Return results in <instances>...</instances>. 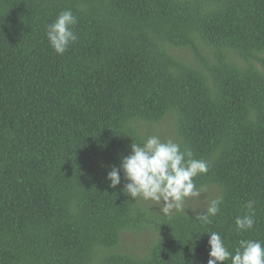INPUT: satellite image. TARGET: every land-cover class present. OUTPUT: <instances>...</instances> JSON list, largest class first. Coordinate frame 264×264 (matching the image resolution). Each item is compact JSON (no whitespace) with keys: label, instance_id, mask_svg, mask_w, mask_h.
<instances>
[{"label":"trees","instance_id":"1","mask_svg":"<svg viewBox=\"0 0 264 264\" xmlns=\"http://www.w3.org/2000/svg\"><path fill=\"white\" fill-rule=\"evenodd\" d=\"M150 136L208 162L170 215L107 180ZM212 231L264 243V0H0V264H207Z\"/></svg>","mask_w":264,"mask_h":264},{"label":"clouds","instance_id":"2","mask_svg":"<svg viewBox=\"0 0 264 264\" xmlns=\"http://www.w3.org/2000/svg\"><path fill=\"white\" fill-rule=\"evenodd\" d=\"M78 23L71 10L59 13L54 22L46 29V37L51 48L58 55H64L69 46L78 40L73 30ZM208 162L196 159L187 148L174 141H162L157 136H150L142 144L133 143L131 154L122 157L119 167H112L107 174L110 187L115 189L121 184V171L127 183L124 193L135 202L139 200L155 202L163 215L179 211L187 198L199 196L203 189H198L196 177L206 174ZM222 199L212 200L206 211L198 214L196 219L211 223L212 217L220 213ZM255 202L249 200L248 209L242 216L235 219L236 228L240 231L251 230L255 225ZM210 251L207 264H264V243L256 240H241L239 247L229 251L220 233H207Z\"/></svg>","mask_w":264,"mask_h":264}]
</instances>
